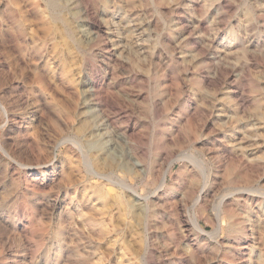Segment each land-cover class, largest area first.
Returning a JSON list of instances; mask_svg holds the SVG:
<instances>
[{"label":"rangeland","instance_id":"obj_1","mask_svg":"<svg viewBox=\"0 0 264 264\" xmlns=\"http://www.w3.org/2000/svg\"><path fill=\"white\" fill-rule=\"evenodd\" d=\"M0 101V264H264V0H0Z\"/></svg>","mask_w":264,"mask_h":264},{"label":"bare ground","instance_id":"obj_2","mask_svg":"<svg viewBox=\"0 0 264 264\" xmlns=\"http://www.w3.org/2000/svg\"><path fill=\"white\" fill-rule=\"evenodd\" d=\"M0 105L3 107V104L1 103V101H0ZM4 108V107H3ZM183 153V152H182ZM6 154H7V152H6ZM128 155V154H127ZM182 155V154H181ZM181 155H179V156H181ZM132 158V157H131ZM130 160V159H129ZM174 163V162H173ZM168 169V168H167ZM169 174V173H168ZM168 178H167V172L164 174V176H163V178L159 181V185H158V187H157V190L158 189H160V190H162L163 188H164V186L166 185V180H167ZM168 184V183H167ZM124 187L125 188H127V189H130V190H133V191H135L130 185H124ZM166 188V187H165ZM156 190V191H157ZM132 192V191H131ZM166 194V193H165ZM167 196V195H166ZM170 196V195H169ZM146 198H148L149 196H145ZM137 198H139V197H137ZM200 198H201V195L199 196V198H198V200H197V202L194 204V206H196V204H198V202H199V200H200ZM150 199V198H149ZM147 200V199H146ZM138 205V204H137ZM199 206V205H198ZM201 208V207H200ZM192 222H193V224H194V226L196 227V229H198V231L199 230H202V228H201V226H200V224H199V221H198V219L196 218V217H194L193 219H192ZM185 224V223H184ZM191 224V223H190ZM222 225H224V223H222ZM184 226V225H183ZM223 229V227H221V228H218L217 229V231H216V233H218V231L219 230H222ZM190 231V230H189ZM200 232V231H199ZM202 233V232H201ZM197 239V238H196ZM198 241V240H197ZM239 245V244H238ZM237 245V246H238ZM236 246V247H237ZM240 246V245H239ZM235 247V246H234ZM192 248H193V246H192ZM196 248V247H195ZM241 248V247H240ZM243 248V247H242ZM244 248H245V246H244ZM238 249V248H237Z\"/></svg>","mask_w":264,"mask_h":264}]
</instances>
